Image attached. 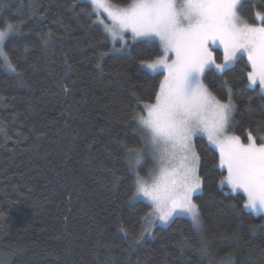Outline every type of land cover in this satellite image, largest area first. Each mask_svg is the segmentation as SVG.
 <instances>
[{
	"label": "trees",
	"instance_id": "obj_1",
	"mask_svg": "<svg viewBox=\"0 0 264 264\" xmlns=\"http://www.w3.org/2000/svg\"><path fill=\"white\" fill-rule=\"evenodd\" d=\"M93 11L86 0H0V28L18 25L7 41L16 72L0 60V258L6 264H209L198 251L205 238L213 264L229 252L234 264H264V214L245 209V194L220 183L226 170L204 138L195 141L202 232L175 216L129 248L150 207L130 200L125 146L143 145L132 117L143 111L141 101L154 102L163 74L142 71L141 62L161 51L148 40L116 47ZM239 12L255 24L264 0H242ZM248 71L242 55L230 70L204 73L219 99L232 89L233 128L244 140L248 131L264 132V94L249 85ZM152 162L146 158L140 172ZM185 237L189 247L182 246Z\"/></svg>",
	"mask_w": 264,
	"mask_h": 264
},
{
	"label": "snow or ice",
	"instance_id": "obj_2",
	"mask_svg": "<svg viewBox=\"0 0 264 264\" xmlns=\"http://www.w3.org/2000/svg\"><path fill=\"white\" fill-rule=\"evenodd\" d=\"M87 2L113 43L127 44L124 36L130 33L132 41H158L162 53L141 62L142 71L163 74V79L154 102L141 101L143 111L132 117L144 147L156 159L157 174L149 170L147 178L141 176L144 149L125 146L134 189L130 200L147 202L151 208L141 219L152 217V224H168L174 216L183 215L197 233L202 232L200 208L193 200L203 186L197 138L206 139L219 150L220 166L227 170L220 183L226 182L233 192L242 190L247 198L243 207L264 214V136L257 144V137L248 131L245 144L239 136L228 134L236 111L232 89L226 88V99L221 100L203 81L206 69L223 73L246 55L251 68L246 73L249 85L258 84L264 94V13L255 12L257 23L249 24L239 14L242 0H132L125 8H113L106 0ZM100 12L106 14L108 23L99 18ZM17 31L18 25L11 23L0 28V60L11 72H16V67L7 41ZM217 44L222 46V63L216 62L211 48ZM120 230L128 235L122 222ZM145 234L151 235V229L137 233L129 248L141 245ZM199 243L201 256L209 257V264H213L210 242L201 238ZM182 246H190L187 237ZM233 255L222 256L220 264H234ZM0 264H6L3 258Z\"/></svg>",
	"mask_w": 264,
	"mask_h": 264
},
{
	"label": "rangeland",
	"instance_id": "obj_3",
	"mask_svg": "<svg viewBox=\"0 0 264 264\" xmlns=\"http://www.w3.org/2000/svg\"><path fill=\"white\" fill-rule=\"evenodd\" d=\"M87 1V0H86ZM106 3H108L109 5H111L113 8H125V7H127V6H129V4H131L132 3V1H130V2H128V3H125V4H119V3H115V2H113V1H111V0H106ZM239 14H240V12H239ZM240 16H241V14H240ZM99 18L100 19H102V20H104V22L105 23H108V19H107V16H106V14L105 13H103V12H100L99 13ZM243 19V18H242ZM95 20H96V22H97V15L95 16ZM99 24V23H98ZM250 24V23H249ZM256 24V23H255ZM99 25H101L102 26V28L104 29V26L102 25V24H99ZM105 31V30H104ZM109 38H110V40L112 41V43H113V40H112V38L109 36ZM124 39L127 41V44H128V39H131V35H130V33H126L125 34V36H124ZM132 40V39H131ZM116 47L117 46H121V47H125L127 44H122L121 42H119V41H117V42H115V43H113ZM216 47H218V48H220L221 49V59H219V57L218 56H220V52L216 49ZM211 48H212V51H213V54H214V56H215V58H216V62L217 63H222L223 62V50H222V46L221 45H219V44H217V45H212L211 46ZM162 53H160L159 55H157L156 57H158V56H160ZM240 55H242V54H240ZM244 56H246V55H244ZM155 57V58H156ZM247 57V56H246ZM154 59V58H153ZM153 59H151V60H153ZM151 60H147V61H151ZM208 69H210V68H208ZM208 69H206V70H208ZM205 70V71H206ZM205 73V72H204ZM162 79H163V76H162ZM203 81H204V83H205V79H204V75H203ZM206 84V83H205ZM256 86H259L258 84L256 85ZM259 90H260V88H259ZM261 91V90H260ZM233 119H234V117H233ZM233 124L234 123H232L231 124V126L228 128V134H230V135H236V136H239L240 138H241V141L243 142V143H248V140L246 139V140H244V138L242 137V136H240V135H238L237 133H236V131L234 130V128H233ZM253 134V136H255V137H257V139H256V143L257 144H259V143H261V140H260V137L261 136H264V132L262 133H257V134H254V133H252ZM141 148H143L144 149V161H143V163H142V165L144 164V162H145V160H146V158H151L152 159V164H151V166L149 165V167H148V169L146 170V173H144V174H142L141 172H140V174H141V176H145L146 178H147V174H148V172H149V170H151L152 171V174L153 175H156L157 174V171H158V165H157V163H156V159L152 156V154L144 147V144L141 146ZM217 149V148H216ZM218 150V149H217ZM219 151V150H218ZM141 167V166H140ZM223 169H225L226 170V167H222ZM139 171H140V168H139ZM227 175V170H226V173H225V176ZM224 176V177H225ZM224 186H226L227 188H229L230 189V186L229 185H227V183L225 182V184H223ZM231 190V189H230ZM232 191V190H231ZM237 191H240V192H242V190H237ZM237 191H235V192H237ZM243 193V192H242ZM196 195V194H195ZM194 195V196H195ZM194 196H193V200H194V202H195V199H194ZM246 196V195H245ZM247 199V198H246ZM250 210H252V209H250ZM252 211H254V212H256L255 210H252ZM149 212H151V208H150V210H149ZM148 212V213H149ZM257 213V212H256ZM175 217V216H174ZM151 220H152V217H148L146 220H145V228H150L151 229V235H148V236H152V232H153V228H154V226L156 225V224H162V225H167V224H163V223H161V222H159V221H156L154 224H152L151 223ZM170 223V222H169Z\"/></svg>",
	"mask_w": 264,
	"mask_h": 264
}]
</instances>
